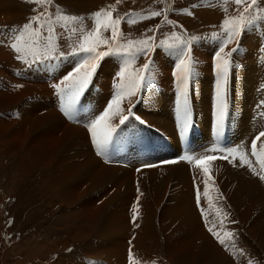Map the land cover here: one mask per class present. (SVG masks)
I'll return each mask as SVG.
<instances>
[{"label": "rangeland", "instance_id": "1", "mask_svg": "<svg viewBox=\"0 0 264 264\" xmlns=\"http://www.w3.org/2000/svg\"><path fill=\"white\" fill-rule=\"evenodd\" d=\"M16 1L21 2V9L18 2H0V99H15L14 103H5L0 107V264H132L130 250L136 264H170L161 259L166 258L163 253L159 257L162 248L166 247L165 243L174 242L171 245L174 248L177 241L188 240L189 232L196 231L193 217L200 222L201 228L193 235H198L196 238L200 234L206 238L208 235L207 241L215 243L217 249L214 251H219L217 254L222 259H233L226 250L228 244L221 245L208 227H213L223 239L227 238L224 235L227 232L234 237L239 234L240 238L233 242V256L237 260L243 256L248 264L250 261L251 264H264V226L259 221L261 217L258 218L261 211L264 212V200L260 199L259 202L257 196L253 199L249 193L238 195L237 181L234 179H239L243 184L246 180L255 182L252 170L248 169L246 163H237L238 153V157H233L225 152L209 151L210 148L241 150L243 145L248 148L252 138L264 131V108L260 106L264 102V19L245 30L239 40V51L232 54L233 68L227 86L228 107L232 108L230 125L223 129L226 136L222 143H218L219 137L211 135L214 132L217 135L216 128H211L214 126L211 119L215 115L212 105L216 100L213 89L216 88L217 78L214 56L225 39L223 21L239 14L237 5L231 0L227 3L225 0H119V3L117 0H53L48 8L26 3L25 0ZM110 5L113 7L109 8ZM258 6L264 11V0H259ZM102 9L112 11L113 17L121 21L120 43L155 37L153 43L156 45L148 55L139 54L132 61L129 73L142 68L149 60L153 63L142 89L137 95L122 101V105L126 103L125 114L131 108L134 115L146 123L141 124L130 116L125 125L119 126L113 140L117 144H111L113 148L110 145L105 156L97 154L86 125L101 115L113 99L116 85L121 83L118 70H122L125 62L131 58L108 55L100 62V68L86 94L94 100V105L90 103L87 106L84 102L83 106L78 107L77 122H68L61 113L59 95L55 94L57 90L53 87L60 84L82 58L72 55V49L81 35L80 29L91 31L95 27L94 14ZM58 10L82 20V23L70 24L67 28L55 24L56 29L51 35L58 46L54 54L58 63L50 64L49 59L37 63L16 62V66L9 69L3 54L13 50L11 45L21 35H25L26 43H31L24 26L39 11L51 12L55 18ZM156 11L162 15L152 16ZM130 20L136 22L131 23ZM73 27L77 29L75 35L70 32ZM33 28L42 32L39 37L41 46L46 44L50 33L46 29L36 28L35 24ZM66 33L73 36L71 39L63 37L62 44H58ZM104 35L110 37V30ZM176 36L191 41L192 55L198 61L195 68L197 75L193 78L189 94L194 111L192 118L197 126L193 128L192 136L188 137L191 140L187 139V146L184 144L185 137L179 133L175 113L177 106H174L178 97L174 76L179 62L178 49L161 46L162 41L173 43ZM236 47L235 43L229 44L225 52H231ZM98 51L106 52L108 49L101 46ZM18 55L20 57L21 53ZM27 58L29 61L32 59L31 56ZM118 63L121 69H118ZM23 79L28 81L22 86L24 88L20 86ZM49 113L54 114L51 120L40 121ZM119 120L120 116L113 125H119ZM61 137L64 144H56L62 142L58 140ZM120 142L127 143L118 144ZM257 143L258 151L264 153V138ZM46 149H49V154L45 158ZM247 154L249 161L255 158L250 151ZM185 155H223L228 160L216 159L210 163L213 166L209 167L211 179L206 189L202 169L195 163L177 159ZM233 158L235 163H230L229 160L233 161ZM172 160L178 162L166 163ZM253 160L260 167L257 158ZM49 162H54L52 167L48 166ZM83 164L87 166L82 167ZM171 165H179V168L175 166L177 169L172 170L175 173L171 179L166 181L160 178L156 186L146 187L144 191L136 188L139 184H135L134 178L144 170ZM242 167L246 168L247 175L240 174ZM104 168L113 170V173L109 171L108 178L102 180L93 176ZM179 171L182 178L178 176L181 175ZM256 171L259 173L257 168ZM223 176L233 177L231 180L234 184L227 187ZM197 186L200 189L199 206L196 202ZM57 187H61L60 190ZM245 197L247 200L252 198L254 202L257 200V208L250 211V219L249 216L248 219L241 217L244 211L242 200L233 204L228 202L232 198ZM201 208L205 211L208 225L205 224ZM116 220L119 222L118 230L115 228ZM255 228L259 229V232L255 231L256 237L250 234V230ZM247 237L250 238V246L244 244ZM167 238L170 241H166ZM150 239L156 240H153L155 245L149 242ZM195 239L184 245L190 249L186 259L192 260L191 255L194 254L198 263L197 256L200 254L194 253V246L193 250L190 246ZM116 240H119L117 245ZM197 241L201 244V241ZM141 242L148 245L144 248L146 253L156 255L147 257L141 252ZM240 247H244L241 253L236 251ZM200 260L203 261L201 257L199 263ZM216 264H220V261Z\"/></svg>", "mask_w": 264, "mask_h": 264}, {"label": "snow or ice", "instance_id": "2", "mask_svg": "<svg viewBox=\"0 0 264 264\" xmlns=\"http://www.w3.org/2000/svg\"><path fill=\"white\" fill-rule=\"evenodd\" d=\"M26 3L35 4L41 8L51 7L53 0H25ZM119 3V0H117ZM227 3L228 0H225ZM231 2L237 5L238 15L230 16L223 21V29L225 39L219 50L215 53V70L217 76L216 82V103H215V126L216 134L219 137L225 127L228 119V82L229 75L232 71L233 64L231 61L232 54L239 51V40L245 30L255 24L258 20L264 19V11L260 9L259 0H231ZM113 6H109L112 8ZM242 8V11L240 10ZM227 12V7H225ZM191 15V13H188ZM160 11L152 13V16H161ZM166 18V15H165ZM95 27L91 31H85L80 29L81 35L79 41L72 49V55L82 57L76 64L74 69L64 77L60 84L53 85L57 90L60 99V111L69 120L77 122L75 120V114L78 107L81 104V98L84 96L89 85L92 83L93 78L96 76L98 69L100 68V62L104 57L108 55H120L127 56L131 59L126 61L123 69L119 73V80L121 83L116 85V93L113 99L107 104L106 109L96 119L86 125L89 133L91 134L92 143L95 145L98 155L105 156L107 149L113 143L120 125H124L130 116H134L139 120L141 124L146 122L139 116H135L132 109L127 110L125 114L122 108L123 99L131 98L142 89L145 85L147 76L150 71L152 61L149 60L143 65L142 68L136 70L134 73H129V67L135 57L139 54L147 55L152 52L156 45L153 43L155 37H149L140 41H128L126 44L120 43V37L122 33L119 30L120 20L113 17L112 11L102 9L94 14ZM129 22L135 23V20ZM82 23L81 18L65 14L63 11L58 10V14L53 17L51 12L39 11L38 15L32 17V21L24 26V32L27 35V39L31 43H26V37L21 35L11 47L17 53H26V55L18 57L25 63H37L46 59H54V54L58 50L56 40L51 35L55 31V24H62L65 28L68 25H76ZM169 23H171L169 21ZM38 24L41 29L45 26L48 27L49 35L46 38V44L41 46L39 37L42 32H37L33 25ZM111 32L110 37L104 35L105 32ZM70 32L75 35L77 29L75 27L70 29ZM71 39V36H69ZM112 42H115L114 44ZM237 44L236 48H233L231 52H225V48L229 44ZM101 46L107 47L108 51L101 52L98 49ZM161 46H167L169 48L178 49L177 55L179 62L176 64L174 76L176 77L177 88L179 90V101L177 106V116L179 122V133L181 137H186L192 124V110L189 100L190 87L193 78L197 75L195 68L198 63L192 55L191 41H186L179 36L174 37V42L162 41ZM63 55V53H60ZM28 56H31V61L28 60ZM19 87V86H17ZM264 107V102L261 104ZM119 115V125H113L111 121L115 116ZM264 137V132H260L252 142L251 155L257 158V162L260 165L261 171L264 172V153L258 151L257 141ZM210 152L221 151L228 155L235 157L239 154V160L241 164H247L252 170L253 174L259 175L261 180H264V174H260L256 171V168L248 159V154L243 150L236 148L230 149H217L210 148ZM227 157L216 156H201L195 157L191 155L182 156L180 159L192 164L195 163L197 167H200L205 176V188L207 189L208 182L211 179L209 176L208 164L216 159H226ZM105 162H108L107 160ZM178 161L172 160L166 163L175 164ZM232 163L231 160H229ZM157 165H147V167H156ZM195 179V177H194ZM196 202L200 205V189L197 186ZM211 203V201H209ZM201 214L205 216V224L208 225L209 221L205 215V211L201 208ZM136 217H133L135 222ZM222 222V221H221ZM208 231L218 240L221 245H226V240L221 238L219 232L214 231L213 227H208ZM227 238L231 239L233 234L227 232L224 234ZM132 264H136V261L132 259L131 250L129 253ZM251 264V261L249 262Z\"/></svg>", "mask_w": 264, "mask_h": 264}, {"label": "bare ground", "instance_id": "3", "mask_svg": "<svg viewBox=\"0 0 264 264\" xmlns=\"http://www.w3.org/2000/svg\"><path fill=\"white\" fill-rule=\"evenodd\" d=\"M173 33H174V31H173ZM199 33V32H198ZM73 36V35H72ZM71 36V37H72ZM63 37H67V38H69V36H67V33L66 34H64L59 40H58V44H62V39H63ZM170 37V36H169ZM41 42V41H40ZM213 43H214V41H212ZM211 42V43H212ZM215 43H216V41H215ZM222 45V44H221ZM67 48H68V46H67ZM0 50H2L1 48H0ZM14 50V49H13ZM13 50H11V51H9L7 54L6 53H4L3 55H4V57H5V61H6V66H8V68L9 69H11L12 67H15L16 66V62H19V63H25L24 61H21L18 57H19V55L18 56H16V54H18L16 51H13ZM1 52V51H0ZM23 55H26V53H21V56H23ZM148 55V54H147ZM72 56V55H71ZM119 56V55H118ZM143 56V55H142ZM126 57V56H125ZM1 58V57H0ZM74 58V57H73ZM105 59L106 58H108V57H104ZM144 58V57H143ZM125 59V58H124ZM77 60V59H76ZM111 60V59H110ZM136 60V59H135ZM178 60V59H177ZM177 60H173V62H175V61H177ZM78 61V60H77ZM68 62H71V60H69ZM178 62V61H177ZM21 65V64H20ZM26 65V64H25ZM22 66H24V64L22 65ZM118 69H121V67H119L120 65H119V63H118ZM175 66V65H174ZM113 67V66H112ZM114 68V67H113ZM112 68V69H113ZM117 70V69H116ZM115 70V71H116ZM119 71V73H120V71L121 70H118ZM117 71V72H118ZM118 73V74H119ZM20 74V72H18V75ZM117 74V73H116ZM117 74V75H118ZM22 75H24V78L25 79H27L28 77L25 75V74H22ZM53 76H55V75H52V77ZM119 76V75H118ZM29 79V78H28ZM22 81V84H20V86L22 87V86H25L26 84H28V83H26V82H28L27 80H21ZM22 88H24V87H22ZM56 92V91H55ZM56 95H58V93H55ZM254 96V95H253ZM2 99V98H1ZM1 99H0V107L1 106H4L5 105V103H6V105L7 104H12V103H14V100H9L8 99V101H7V99H4V100H2L1 101ZM4 101H6V102H4ZM126 100L125 99H123V102H125ZM130 102V101H129ZM3 104V105H2ZM207 105V104H206ZM125 106H126V103L124 104V105H122V108L123 109H125ZM128 106V105H127ZM8 107V106H7ZM125 111V110H124ZM249 112V111H248ZM54 117V114L53 113H49L48 114V116H44V117H41L40 118V121H42V122H44L46 119L48 120V119H52ZM119 119V116L117 115V116H115L114 118H113V120L111 121V123L112 124H115L116 122H117V120ZM25 132H26V129L24 128L23 129ZM262 130H264V129H262ZM5 132V131H4ZM262 132H264V131H262ZM25 134V133H24ZM27 134V133H26ZM28 135V134H27ZM257 135H259V134H257ZM256 135V136H257ZM176 136V135H175ZM255 136V137H256ZM25 137V136H24ZM255 137L254 138H252L253 140L255 139ZM264 138V137H263ZM62 139V137L61 138H59L58 140H60V141H62V142H58V143H56V144H62L63 143V140H61ZM65 139H67V136L65 137ZM252 140V141H253ZM215 141V140H214ZM222 143V140L220 139V140H218V143ZM89 143V142H88ZM127 142H120V143H118V144H126ZM238 143V142H237ZM251 141L249 142V144H248V148H246V146L245 145H243L242 147H241V150H243L244 152H251ZM259 143V142H258ZM257 143V144H258ZM64 144V143H63ZM112 144H117V143H115V142H113ZM194 144H196L195 142H194ZM264 144V143H263ZM49 145H51V143H49ZM49 148V147H48ZM40 149V148H39ZM59 149V148H58ZM250 149V150H249ZM32 150V149H31ZM47 151H46V154H45V158L47 157V155L49 154V149H46ZM40 151V150H39ZM44 151H45V149H44ZM54 153H55V151H54ZM222 153V152H221ZM44 154V153H43ZM211 154V153H210ZM42 155V154H41ZM54 155V154H53ZM136 154H132L131 156H135ZM211 155H213V153L211 154ZM215 156V155H214ZM53 157V156H52ZM216 157H225V156H223V155H221V156H218V155H216ZM237 157H238V155H237ZM94 158V157H93ZM239 158V157H238ZM256 158V157H255ZM255 158H252L251 159V163H252V165L255 167V168H257V170L259 171V173L260 174H264V172H262L261 171V168L260 167H257L256 166V161L255 160H253V159H255ZM96 159V158H95ZM112 159H115L114 157H112ZM225 160H228V157L225 159ZM92 161H95L94 159L92 160ZM109 161H112V162H114V160H109ZM235 159L233 158V161L232 162H234L235 163ZM237 161H238V159H237ZM120 162V161H119ZM54 163V162H53ZM53 163L51 162H49V167H52V165H53ZM237 163H240V160L237 162ZM95 164V163H94ZM90 165V164H89ZM228 165V164H227ZM86 167L87 165L86 164H83L82 165V167ZM94 166V165H93ZM131 166V165H130ZM147 166V165H146ZM177 168H179V165L177 166V165H171V166H166V167H162V166H160L161 168H158V169H156V170H147V171H143V172H141L140 173V175L139 176H137V177H135L134 179H136V182H135V184H139L138 186H136V188L137 189H142L143 191H144V189L147 187H151L152 185H154L155 184V186L158 184V180L160 179V178H165V180L167 181L168 179H171V177L173 176V174L175 173V171H172V170H175V169H177ZM211 166H213L212 164H208V167H211ZM79 169V168H78ZM85 169V168H84ZM110 169V168H109ZM167 169H170V170H167ZM248 169H250V168H248ZM241 170L243 171V172H241L240 174L241 175H247V170H246V168H244V167H242L241 168ZM109 171H112L111 173H113V170L112 169H110ZM109 171H108V169H106L105 170V168H104V170H102L101 171V173H99V174H97V175H93V176H96V177H98V178H101L102 180L103 179H105L106 177L108 178L110 175H108V173H109ZM217 171V170H216ZM93 172H94V170H93ZM92 172V173H93ZM180 172V171H179ZM251 172V171H250ZM105 175H104V174ZM181 173V172H180ZM179 173V174H180ZM219 173V172H218ZM252 174H253V172H251ZM178 175V174H177ZM179 177H181L182 176V173H181V175H178ZM218 176V175H217ZM253 176H254V178H255V182H251L250 183V181H248V180H246L245 182H244V184L239 180V179H237V178H234L236 181H237V186H236V192L238 193V195L239 194H242V193H249L250 195H252L253 197V199H254V196H257V200L259 201L260 199H262V200H264V180H261L260 178H259V176L258 175H256V174H253ZM150 177V178H149ZM177 177V176H176ZM219 177V176H218ZM182 178V177H181ZM233 177H231V176H223V179H224V184L227 186V187H230L231 186V184L233 183L234 184V182H233V180H231ZM140 180V181H139ZM70 181V180H69ZM157 183V184H156ZM252 183H254V184H252ZM101 184V183H100ZM98 185V184H97ZM129 185H127L126 187H128ZM162 186H165V185H162ZM56 187V186H55ZM64 187V186H63ZM131 187H132V185H131ZM161 187V186H160ZM159 187V188H160ZM61 188V187H60ZM60 188L58 189V187H57V189L58 190H60ZM152 188V187H151ZM131 190V189H130ZM152 191V190H151ZM247 191V192H246ZM153 194V193H152ZM235 194V193H234ZM231 195V194H230ZM233 195V194H232ZM236 195V194H235ZM237 196V195H236ZM243 196V195H242ZM233 197H235V196H233ZM244 198V197H243ZM243 198H232L231 199V201L229 200H227L228 202H229V204H233V202H241V200H242V202L244 203V206H243V212H242V218H247L248 216H249V219L251 218L250 217V211L253 209V208H257V200L254 202L253 200H247L246 199V197H245V199H243ZM260 202V201H259ZM261 202H263V201H261ZM262 204H264V203H262ZM206 206V205H205ZM235 206V205H234ZM260 206H262V205H260ZM259 206V207H260ZM187 207V206H186ZM207 207V206H206ZM263 207V206H262ZM95 209V208H94ZM208 209H210V213H211V207L210 208H208ZM100 210V209H99ZM165 210H166V208H165ZM258 210V209H257ZM188 211V210H187ZM242 211V210H241ZM263 212V210L261 211V213L259 214V216H258V218L259 217H261V219L259 220L260 222H262L263 223V226H264V212ZM91 213V212H90ZM187 213V212H186ZM189 213H190V211H189ZM188 213V214H189ZM241 213V212H240ZM169 214V213H168ZM177 214H179V213H177ZM100 215V214H99ZM134 215V214H133ZM185 215H187V214H185ZM189 215H191V218H192V214L190 213ZM91 216V215H90ZM101 216V215H100ZM176 216V215H175ZM263 216V217H262ZM92 217V216H91ZM145 217H147V216H145ZM149 218V217H148ZM242 218L240 219V220H242ZM98 219V218H97ZM118 219H119V217H118ZM151 219V218H150ZM149 219V220H150ZM187 219V218H186ZM248 219V218H247ZM93 220V219H92ZM193 220L196 222L195 224H196V231H198V230H201V228H200V225H199V223L200 222H198V220L195 218V217H193ZM244 220V219H243ZM242 220V221H243ZM87 222H89V221H87ZM98 222V221H97ZM190 222V221H189ZM119 223V222H118ZM118 223H117V220H116V225H115V228L118 230ZM90 224V223H89ZM92 224V223H91ZM100 224V223H99ZM186 224V223H185ZM89 226H91V225H89ZM117 226V227H116ZM98 228V227H97ZM182 228V227H181ZM178 229V228H177ZM180 229V228H179ZM94 230H96V229H94ZM91 231V230H90ZM159 231V230H158ZM196 231H190L189 232V234H188V236H189V238H188V240H185V241H177L178 242V244H176L177 245V247H172L171 245H172V243H174V242H170V243H165V244H167L166 245V247H164V248H162L163 250H162V252L160 253V258L162 257V253H163V256L165 255L166 256V258L164 259V258H161L162 260H166V261H168L170 264H216V262L217 261H220V264L222 263V264H248V262H247V260H246V258L245 257H241V259L240 260H237L236 259V257H234L233 256V254H234V249H233V242L235 241V240H238V237L240 238V236H239V234H238V237H234V236H232V238L231 239H229V238H225V240H226V244H228V245H226L225 247H226V250H227V252L230 254V256L233 258V259H231V260H229V259H222L221 257H220V255L219 254H217L219 251H214V250H216L217 248H216V245H215V243H211V242H209V241H207V238H208V235H207V238L205 237V236H203L202 234H200L201 236H199L198 238H196L198 235H193ZM255 231H258L259 232V229H257V228H255V229H252V230H250V234L252 235V236H254V237H256V232ZM153 232V231H152ZM257 232V233H258ZM144 233H146V234H149V232H144ZM242 233V232H241ZM205 234V233H204ZM210 234V233H209ZM152 235V234H151ZM156 235V234H155ZM206 235V234H205ZM243 235V234H242ZM142 236V235H141ZM203 237H205V238H203ZM140 238V237H139ZM157 238V237H156ZM196 238V239H195ZM148 239V238H147ZM159 239V238H158ZM165 239V238H164ZM193 239H195L192 243H190V246H191V250H193L194 248H195V250H193L194 251V253H196V254H200V256L199 257H201L202 259H203V261H201L200 263H199V257L197 256V258H198V263H196V261H195V259H196V257L194 256V254H192L191 256V258H192V260H187L186 259V257H187V255H190V253H189V247L187 246V245H184L187 241H190V240H193ZM154 239H150L149 240V242H154V241H156V240H154ZM197 240H199V241H201V244H198V241ZM202 240H204V242H202ZM246 242L244 241V244L246 245V246H248V244H249V240H250V238L249 237H247L246 239ZM166 241H170V239H166ZM197 241V244L195 243ZM119 242V240H116V245H117V243ZM127 242V241H126ZM161 242H162V240H161ZM207 242H208V244H207ZM213 242V241H212ZM128 243V242H127ZM126 243V244H127ZM146 243V242H145ZM204 243V244H203ZM153 245H155V242L154 243H152ZM149 245H151V244H149ZM153 245H151V246H153ZM159 245V244H158ZM150 246V247H151ZM193 246H194V248H193ZM249 246H250V244H249ZM145 247H148V245H146V244H142V242H141V245H140V251L141 252H144L145 254H146V256L147 257H152V256H155L156 255V253H146L145 251H144V248ZM163 247V246H162ZM243 248L244 247H240V248H238L236 251L237 252H239V253H241V251L243 250ZM139 249V248H138ZM148 249V248H147ZM123 250H125V249H123ZM129 250V249H128ZM150 250V249H149ZM148 250V251H149ZM151 250H152V248H151ZM139 251V250H138ZM153 251V250H152ZM151 251V252H152ZM192 251V252H193ZM221 251L222 250H220V253H221ZM156 252V251H155ZM185 252V253H184ZM116 253L118 254L119 253V251H117L116 250ZM226 253V252H225ZM133 254V253H132ZM148 254V255H147ZM184 254H186V255H184ZM227 254V253H226ZM159 255V254H158ZM145 256V257H146ZM132 257H134V256H132ZM146 257V258H147ZM224 257H226V256H224ZM135 258V257H134ZM190 258V257H189ZM120 260V259H119ZM122 260V259H121ZM134 260V259H133ZM140 260V259H139ZM142 260V259H141ZM125 263V262H124ZM132 263V262H131ZM140 263V262H139Z\"/></svg>", "mask_w": 264, "mask_h": 264}, {"label": "crops", "instance_id": "4", "mask_svg": "<svg viewBox=\"0 0 264 264\" xmlns=\"http://www.w3.org/2000/svg\"><path fill=\"white\" fill-rule=\"evenodd\" d=\"M0 2H18L19 4H18V7H19V9H21L22 8V6H21V2H19V1H16V0H0ZM7 15V14H6ZM8 16V15H7ZM10 16V15H9ZM36 25V24H35ZM54 27H55V29H56V26L54 25ZM36 28H38V26L36 25ZM44 29H46L45 31L46 32H48L49 33V30H48V27L47 26H45V28ZM54 33V32H53Z\"/></svg>", "mask_w": 264, "mask_h": 264}]
</instances>
